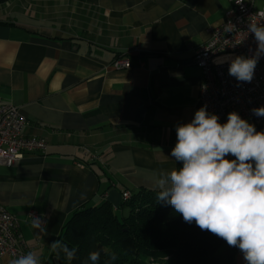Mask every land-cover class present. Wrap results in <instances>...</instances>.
<instances>
[{
  "label": "crops",
  "instance_id": "obj_1",
  "mask_svg": "<svg viewBox=\"0 0 264 264\" xmlns=\"http://www.w3.org/2000/svg\"><path fill=\"white\" fill-rule=\"evenodd\" d=\"M263 6L254 0L256 10ZM231 10L228 0L0 5V105L17 107L22 135L47 145L42 155L0 168V206L41 264L76 211L105 202L118 210L123 192L161 190L154 177L176 168V126L201 108L194 53ZM117 59L132 68L115 70ZM30 212L42 226L32 227Z\"/></svg>",
  "mask_w": 264,
  "mask_h": 264
},
{
  "label": "clouds",
  "instance_id": "obj_2",
  "mask_svg": "<svg viewBox=\"0 0 264 264\" xmlns=\"http://www.w3.org/2000/svg\"><path fill=\"white\" fill-rule=\"evenodd\" d=\"M242 2L236 0L237 4ZM248 31L257 42L255 54L250 58L236 56L228 73L239 82L250 83L264 56V23L253 18ZM218 59L225 62L228 58ZM252 112L264 117V106ZM175 131L171 157L182 162V167L160 171L154 177L161 189L158 202L166 201L184 222H195L201 230L237 247L246 264H264V131H257L235 111L228 113L226 123H220L206 105ZM32 227H39L35 220ZM50 251L57 256L63 252L70 262L76 258L77 249L58 240L50 245ZM100 256V250L91 251L84 264H98ZM10 264H41V258L29 251Z\"/></svg>",
  "mask_w": 264,
  "mask_h": 264
},
{
  "label": "trees",
  "instance_id": "obj_3",
  "mask_svg": "<svg viewBox=\"0 0 264 264\" xmlns=\"http://www.w3.org/2000/svg\"><path fill=\"white\" fill-rule=\"evenodd\" d=\"M7 1L0 0V5ZM175 163L176 168L182 167V162ZM158 191L131 195L118 210L105 202L76 211L58 237L69 248L77 249L76 258L69 262L63 252L59 256L51 252L48 264H84L88 254L96 250L101 251L98 264L240 263L237 247L201 230L195 222H184L166 201L158 202Z\"/></svg>",
  "mask_w": 264,
  "mask_h": 264
},
{
  "label": "built area",
  "instance_id": "obj_4",
  "mask_svg": "<svg viewBox=\"0 0 264 264\" xmlns=\"http://www.w3.org/2000/svg\"><path fill=\"white\" fill-rule=\"evenodd\" d=\"M232 10L225 14L224 20L211 30L209 40L199 46L192 62L202 76L199 86V103L207 106L210 114L221 120L229 110L236 109L242 118H249L256 126L264 124V117H257L252 109L264 106V56H261L253 80L239 82L228 73L231 60L236 56L250 58L255 54L257 42L248 31V24L255 18L264 23V6L256 10L254 0H228ZM227 57L225 62L218 58ZM115 70L132 68L129 61L117 59L113 62ZM26 119L19 109L11 104L0 105V168H9L26 154H44L47 145L43 140L26 138L22 135ZM131 198L129 192L121 194L122 203ZM30 220L42 226L44 219L30 212ZM28 248L21 238L16 218L0 206V259H15L26 254ZM239 264H246L239 250Z\"/></svg>",
  "mask_w": 264,
  "mask_h": 264
},
{
  "label": "rangeland",
  "instance_id": "obj_5",
  "mask_svg": "<svg viewBox=\"0 0 264 264\" xmlns=\"http://www.w3.org/2000/svg\"><path fill=\"white\" fill-rule=\"evenodd\" d=\"M125 215V214H124Z\"/></svg>",
  "mask_w": 264,
  "mask_h": 264
}]
</instances>
